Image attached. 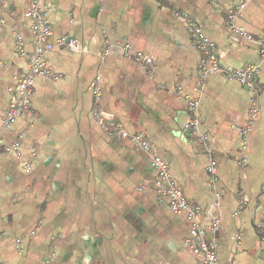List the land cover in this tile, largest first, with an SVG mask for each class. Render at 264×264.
Here are the masks:
<instances>
[{"label":"crops","instance_id":"0c3cea01","mask_svg":"<svg viewBox=\"0 0 264 264\" xmlns=\"http://www.w3.org/2000/svg\"><path fill=\"white\" fill-rule=\"evenodd\" d=\"M241 1L46 0L47 42L67 35L80 49L45 50L42 60L59 78L36 77L31 111L3 128L13 76L25 70L35 36L31 0H0V137L19 140L21 154L0 151V264H196L185 242L187 213L158 200L147 153L106 135L95 111L149 140L200 207L199 225L220 219L216 264H264V57L257 50L264 0H247L234 19L250 38L226 23ZM190 22L213 41L225 69L256 67L258 112L246 133L251 91L220 72L199 81L202 54ZM116 41L154 65L117 46L100 59L98 51ZM189 99H198L200 118L191 137L181 131L192 116Z\"/></svg>","mask_w":264,"mask_h":264},{"label":"built area","instance_id":"2783aa9c","mask_svg":"<svg viewBox=\"0 0 264 264\" xmlns=\"http://www.w3.org/2000/svg\"><path fill=\"white\" fill-rule=\"evenodd\" d=\"M247 0H242L237 9L231 11L226 17V23L229 28L250 38V35L242 28L234 24V19L238 16L240 9L245 6ZM46 0H31L30 9L27 12L31 19V29L35 36V45L31 54L27 56L28 62L24 71L13 76L15 88L10 98L7 107L1 114V125L3 128H8L16 122L19 117L32 109V95L34 92V80L36 77L45 76L49 79L56 80L59 74L54 69L42 60V55L47 49H51L53 45L58 44L73 51L80 49L77 39L64 35L55 39L52 43L47 40L52 36V27L48 21ZM179 15V13H176ZM189 30L192 39L193 47L202 54L198 62L197 76L201 83L206 80L207 74L210 72L224 73L227 78L234 79L248 87L251 91V105L246 113V122L241 131L246 133L252 126V122L258 112L256 105V96L259 93L255 75L257 69L255 66L246 65L237 68L225 69L219 60L216 53L215 44L212 40L205 37L198 27L193 23H189ZM47 42V43H46ZM110 46L119 47L125 56L133 59L136 63L146 67L154 65L153 59L142 52L130 53L129 45L125 42L116 41L112 44H107L98 51L100 59H104ZM257 50L260 56L264 57V33L260 39L257 40ZM19 52L23 54L24 50L20 46ZM94 98L97 99L99 95L98 87L94 88ZM198 99H189L188 108L192 112V116L183 125L181 131L187 135L192 136L200 131V118L196 113ZM95 122L102 129V131L109 136L125 139L130 143L137 145L145 151L151 165L156 171V177L153 181V190L160 202H167L170 209L177 214L182 212L187 213V218L190 220V229L188 237L185 242L195 256L196 264H216L217 263V239L220 232V219H213L208 225L201 226L196 221V216L200 211L198 205L190 204L181 189L174 181L167 163L154 151L153 145L142 133H131L125 129L121 124L106 121L103 116L95 111L93 114ZM20 141L15 140L10 144H5L0 137V151L7 153H14L18 158L21 157L19 152ZM205 152L211 153L212 150L205 144ZM245 158V154H242ZM29 168V163H25ZM210 174V181H215L216 162L213 159L209 160L206 168Z\"/></svg>","mask_w":264,"mask_h":264}]
</instances>
